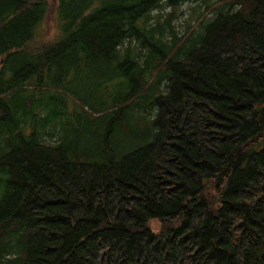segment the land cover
I'll use <instances>...</instances> for the list:
<instances>
[{
	"label": "trees",
	"instance_id": "1",
	"mask_svg": "<svg viewBox=\"0 0 264 264\" xmlns=\"http://www.w3.org/2000/svg\"><path fill=\"white\" fill-rule=\"evenodd\" d=\"M190 1L56 0L48 38L49 0H0V264H264V0L183 39L171 17L149 25ZM126 41L167 54L151 65ZM117 63L128 91L86 110L80 77ZM156 87L150 143L119 157L106 141L138 140L126 118ZM59 91L107 124L97 153L57 139Z\"/></svg>",
	"mask_w": 264,
	"mask_h": 264
},
{
	"label": "rangeland",
	"instance_id": "2",
	"mask_svg": "<svg viewBox=\"0 0 264 264\" xmlns=\"http://www.w3.org/2000/svg\"><path fill=\"white\" fill-rule=\"evenodd\" d=\"M49 1L50 11L47 14L45 20L39 25L38 30H41L42 33H46L48 38H55V36L58 34L55 18L56 0ZM229 3L230 0H193L177 7H164L162 10L155 12L157 18L149 25L152 26L158 22L165 23L166 20L171 17L172 27L177 32L178 37H182L181 39H183L190 37L192 33L201 31L199 19L206 21L213 18L219 8L224 7ZM141 25L142 24L139 23V26ZM194 40L197 42L198 37L195 36ZM195 42L188 43V45L181 50L180 57L183 58L186 52L194 47ZM124 45L130 46L134 50V54L141 51V54L143 55L141 56L142 59L145 57V55H147V59H150L151 65H153L156 58L157 61L161 60V57L167 54V51L165 54L161 52L163 48L155 43H151V47L148 45L143 47L136 41H131V43L126 41ZM122 72L123 69L120 70L118 68V63L116 65L102 64L99 66V68H97L96 73L98 76L92 78L90 74H84L80 77L79 85L81 90L79 96L85 103L86 110L90 108L93 110L103 109L106 111L107 106L112 103V100L117 93H120L122 96L126 94L128 89H123L122 84L126 81L127 76H124ZM71 79L72 77L69 75L67 78V83H69ZM165 85L166 82H163L161 88L164 90ZM159 91L160 90L158 87L154 88L151 92V95L142 100L143 106L134 109L126 118V122L129 121L133 116V112L136 110L134 112L135 116L133 117V120L135 128L140 133V137L137 141H131L123 132L120 131V128L118 131L113 133L109 141H106L107 145H109L112 151L119 157L127 156L133 151L138 150L150 143L153 133L151 123L152 119L156 115V108L151 105V102L158 95ZM91 92L92 96L90 95ZM55 96H57V105L55 108L58 112L57 118L59 120L57 139L72 141L75 133L76 135H82L80 139L81 144L79 145L81 151L90 149L92 152L97 153L98 148L100 147V141H92V131L90 129L97 128L100 132L104 131L105 133L107 124L105 122H98V124L92 126L86 124L82 119L84 112L82 107L84 106H82V103L79 100L74 99L70 95H66L65 99H61L64 95L63 92L60 91L57 92ZM74 114H78V116L75 117ZM116 124L117 123H115L113 126H116ZM82 140L84 141L83 143ZM88 157H91V154ZM6 178L7 176L5 173L1 171L0 199ZM150 227L155 233H158L161 229L159 220H152Z\"/></svg>",
	"mask_w": 264,
	"mask_h": 264
}]
</instances>
